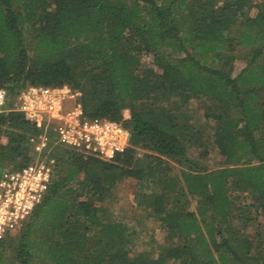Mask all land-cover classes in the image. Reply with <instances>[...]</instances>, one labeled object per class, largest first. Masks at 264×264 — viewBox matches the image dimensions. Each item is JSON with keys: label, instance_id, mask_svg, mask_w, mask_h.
Segmentation results:
<instances>
[{"label": "trees", "instance_id": "trees-1", "mask_svg": "<svg viewBox=\"0 0 264 264\" xmlns=\"http://www.w3.org/2000/svg\"><path fill=\"white\" fill-rule=\"evenodd\" d=\"M139 54L158 74L139 70ZM29 86L80 91L84 113L121 123L131 147L111 160L59 149L46 197L0 240V264H264V237L229 221L234 193L264 220V0H0V89L12 102ZM202 99L215 104L213 136L178 116ZM37 134L0 114V174L30 162ZM214 152L210 170L199 160ZM128 178L170 247L135 253L124 225L99 218Z\"/></svg>", "mask_w": 264, "mask_h": 264}, {"label": "built area", "instance_id": "built-area-1", "mask_svg": "<svg viewBox=\"0 0 264 264\" xmlns=\"http://www.w3.org/2000/svg\"><path fill=\"white\" fill-rule=\"evenodd\" d=\"M81 96L69 86H29L10 102L0 89V114L20 113L38 131L29 139L30 162L0 174V240L17 233L46 197L59 149L111 160L131 147L130 131L121 123L87 116Z\"/></svg>", "mask_w": 264, "mask_h": 264}, {"label": "rangeland", "instance_id": "rangeland-1", "mask_svg": "<svg viewBox=\"0 0 264 264\" xmlns=\"http://www.w3.org/2000/svg\"><path fill=\"white\" fill-rule=\"evenodd\" d=\"M139 70L150 71L153 74H158V70L153 65V58L150 55L139 54ZM235 69L233 76H236L243 68L244 63L236 61ZM206 105L210 106L212 111H215L213 106L214 103H211L207 99H202L199 101H190L186 110H179L178 116L179 119L183 114H188L189 118L184 122L194 123L196 127L200 130L205 131L206 135L213 136L214 128L211 121L206 119ZM186 111V112H185ZM124 116L128 117V111L124 112ZM183 117V116H182ZM1 143L5 144L6 140L1 139ZM135 158L137 160L143 159L144 152L140 149L134 151ZM195 159L198 160V157L202 155L200 150L191 152ZM218 155L214 153L208 154L207 157L200 159L208 169L214 170L218 166ZM170 165L177 167L175 163L169 162ZM137 183L133 179H123L118 181L115 187L110 191L107 196L105 204H98L97 206L103 208L104 212H98V216L101 219L114 220L117 223H121L127 229L126 236L131 237L134 246L132 245L131 250L138 253L141 251L153 253L157 251V248L160 245H163L165 248L170 247L172 243L164 245V231L160 228L159 222L149 216L147 212H142L137 209L136 203L134 200V195L136 192ZM231 200L233 201L234 208L238 209L237 211H232L229 217V221L232 223L234 230L242 231L243 234L248 238H254L255 236L260 235L264 237V220L254 212V210L246 211L243 207V204L250 205L252 204V197L248 194H230ZM195 210V201L191 203V211ZM249 212V214H247ZM236 216L245 217V224L238 222ZM241 218V219H242ZM232 219V220H231ZM43 232H38L40 235ZM153 257V256H151ZM169 264H173L172 262ZM175 264V263H174Z\"/></svg>", "mask_w": 264, "mask_h": 264}]
</instances>
